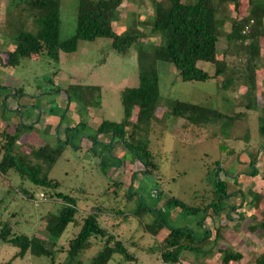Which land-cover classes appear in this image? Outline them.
Returning a JSON list of instances; mask_svg holds the SVG:
<instances>
[{
	"label": "rangeland",
	"instance_id": "374dc122",
	"mask_svg": "<svg viewBox=\"0 0 264 264\" xmlns=\"http://www.w3.org/2000/svg\"><path fill=\"white\" fill-rule=\"evenodd\" d=\"M5 5L6 0H0V85H4L0 87V131L5 124L12 131L20 115L26 124L33 123L19 139L21 150L29 151L45 142L54 144L56 136L63 138L62 130L77 124L82 135L74 133L72 144L62 150L48 175L58 181V190L76 199L78 214L85 215L96 208L103 210L100 225L121 239L132 256L124 260L123 256L114 254L107 264H225L222 261L225 247L242 254L238 264H259L258 259L264 258V231L261 228L250 231L249 226L264 219V201L253 207L247 189L264 193V147L259 149L260 144L264 146V133L259 131L261 110L247 111L238 104L244 86L238 85L231 91L219 89L213 79L182 80L172 64L158 61L160 99L148 130V147L156 168L152 173H143L142 164L120 143L114 142L110 149L103 144L111 142L109 133L100 134L94 143L83 137L91 135L102 120L123 119L122 91L138 84L136 50L130 48L119 53L110 48L108 38L102 37L96 41H79L75 51L61 52L57 61L43 56L21 58L16 66L3 65L5 49L11 45L4 29ZM76 7L77 0H60V40L74 33ZM151 10L150 0H124L113 28L122 32L131 19L138 20L139 28L146 34L141 43L151 48L158 41L148 35ZM248 12L247 0H241L237 9L230 6V16L238 21ZM215 18L219 32L216 48L221 55L230 23L222 13ZM257 43L260 59L256 63V82L261 104L264 103V38H259ZM226 59L233 61L229 54ZM198 65L213 72V67L205 62ZM75 84L98 85L100 96L93 95L84 109L79 100L67 98L65 89ZM13 88H20L23 94L16 98L7 96ZM176 100L214 108L229 116L245 111L232 125L195 126L171 114ZM254 157L258 173L252 176L248 171ZM216 163L222 167L219 176L226 183L227 192H237L229 196L227 207L204 221L203 228L211 229V233L203 241V253L182 252L177 263L164 262L157 241L165 231L154 236L142 224L159 217L168 226L188 227L196 238L204 237V229L197 222L202 210L184 212L168 202L174 198L194 208L203 206L212 198L213 182L206 179V171ZM7 177L5 185L0 181V220H9L18 230L46 238L62 202L52 189L33 185L14 172H9ZM18 184L32 197L17 188ZM140 202L153 210L136 217L132 213ZM227 215L231 218H226ZM70 231L71 225L59 238V244L65 245ZM91 241L93 245L83 259L101 245L98 237H92ZM17 250V246L0 240V264H50L46 257L29 253L9 260Z\"/></svg>",
	"mask_w": 264,
	"mask_h": 264
},
{
	"label": "trees",
	"instance_id": "16d2710c",
	"mask_svg": "<svg viewBox=\"0 0 264 264\" xmlns=\"http://www.w3.org/2000/svg\"><path fill=\"white\" fill-rule=\"evenodd\" d=\"M123 1L77 0L74 33L60 40V0H6L4 29L11 45L5 49L6 61L3 65L16 66L21 58L43 56L57 61L61 52L75 51L79 41H96L102 37L108 38L110 48L119 53L134 48L137 54L138 84L125 87L122 91L123 119L120 122L102 120L92 129L91 135L83 137L94 143L100 134L109 133L111 142L103 144L110 149L114 142L120 143L142 164L143 173H152L156 168L148 147V130L160 99L156 69L158 61L172 64L182 80L213 79L219 89L231 91L238 85L244 86L238 104L247 111L261 110L258 116L259 131L264 133V103H258L256 82V63L260 59L257 40L264 38V0H247L249 12L240 21L230 16V6L237 9L241 0H150L152 10L148 35L158 39L151 48H145L141 43L146 34L139 28L138 20L131 19L122 32L113 28ZM218 13H222L230 23V30L225 35L226 47L221 55H218L216 48L219 32L215 17ZM228 54L233 57V61L226 59ZM199 62L212 66L213 72L199 66ZM65 92L68 100H79L81 107L86 109L93 95L100 96V87L75 84L68 85ZM21 94L23 92L20 88H13L7 96L16 98ZM243 112L229 116L214 108L180 100H176L171 107L173 116L181 117L195 126L214 123L232 125L236 119L244 116ZM32 127L33 123L26 124L20 115L12 131L8 130L7 124L0 131V181L5 185L9 172H14L20 179H27L33 185L52 189L62 206L46 238L18 230L9 220H0V240L18 248L9 260L21 258L26 253L35 257L44 256L50 264H107L114 254L130 260L132 256L121 239L100 225L99 218L103 210L96 208L85 215L78 214L76 199L58 190V181L48 175L62 150L72 144L74 133L82 135L77 124L62 130L63 138L56 136L54 144L45 142L29 151H23L19 145L20 136L24 130ZM262 147L260 144L259 149ZM255 162L256 157L249 162L248 172L252 176L258 173ZM221 171L219 163L206 171V179L213 182L212 198L203 206L194 208L174 198L168 204L179 206L184 212L202 210L203 214L197 222L204 229V221L227 207V199L237 192H227L226 183L219 176ZM18 186L26 196L32 197L27 189L20 184ZM247 192L253 207L264 201L262 191L247 189ZM47 195L51 196V193ZM230 208L233 210L235 206L231 205ZM150 210L153 209L140 202L132 214L140 217ZM226 218L231 217L227 215ZM69 225L72 234L66 238L65 245L59 244V238ZM142 225L154 236L165 231L157 241V249L164 262L172 263L179 261L182 252L203 253V241L209 238L211 231L209 228L204 229V237L198 239L191 228L168 226L159 217ZM259 228L264 231V219L249 226L250 231ZM218 231L219 226L216 227L215 240ZM92 237H98L101 245L90 257L83 259L84 253L93 245ZM241 257L240 252L227 247L223 249L222 261L225 264ZM259 264H264V259L259 260Z\"/></svg>",
	"mask_w": 264,
	"mask_h": 264
},
{
	"label": "crops",
	"instance_id": "0c3cea01",
	"mask_svg": "<svg viewBox=\"0 0 264 264\" xmlns=\"http://www.w3.org/2000/svg\"><path fill=\"white\" fill-rule=\"evenodd\" d=\"M210 230H211V229H210ZM210 233H211V231H210ZM237 252H238V251H237ZM263 259H264V258H259L258 261H259V260H263ZM235 263L238 264L237 260H236V261H235V260H232V261H230V262H228V263H226V264H235Z\"/></svg>",
	"mask_w": 264,
	"mask_h": 264
}]
</instances>
